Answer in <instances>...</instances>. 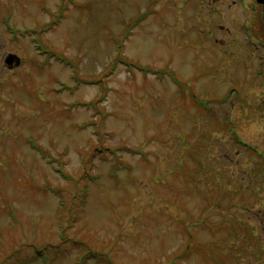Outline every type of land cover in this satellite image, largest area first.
Segmentation results:
<instances>
[{"label":"rangeland","instance_id":"obj_1","mask_svg":"<svg viewBox=\"0 0 264 264\" xmlns=\"http://www.w3.org/2000/svg\"><path fill=\"white\" fill-rule=\"evenodd\" d=\"M199 4L0 0V264H264V45Z\"/></svg>","mask_w":264,"mask_h":264},{"label":"flooded vegetation","instance_id":"obj_2","mask_svg":"<svg viewBox=\"0 0 264 264\" xmlns=\"http://www.w3.org/2000/svg\"><path fill=\"white\" fill-rule=\"evenodd\" d=\"M240 7L242 9L239 11ZM249 8L251 9L249 10ZM198 11H206L220 17V21L217 24L206 21L207 26L212 30V33L218 31L220 36L230 40V45H241L240 47L243 48L244 45H264V0H200ZM227 23L232 27L228 26ZM239 25H241L243 30V38L235 36V30L240 28ZM215 42L219 43V45L225 43L221 38H217ZM228 50L226 48L225 53H228ZM262 51H264V47ZM231 91L234 92L236 90L232 89ZM238 142L252 149L239 139ZM260 157L264 161V156L262 157L261 155Z\"/></svg>","mask_w":264,"mask_h":264},{"label":"trees","instance_id":"obj_3","mask_svg":"<svg viewBox=\"0 0 264 264\" xmlns=\"http://www.w3.org/2000/svg\"><path fill=\"white\" fill-rule=\"evenodd\" d=\"M66 61V60H65ZM73 67H74V71H75V69H76V64H73ZM98 149V148H97ZM96 149V150H97ZM102 151V150H101ZM100 152V151H99ZM93 155H94V153H92ZM92 155V156H93ZM83 167H85V165H83ZM82 195L81 196H79V198H80V202H81V204H85V202H86V194L88 193V192H86V186H84V189H82L81 190V192H80ZM73 212H74V214L75 213H77L78 211H77V209L74 207L73 208ZM73 212H71V213H73ZM43 252H41V251H38L37 252V254L36 255H34V256H31V257H29V258H26V260L24 259L21 263H17V264H25V263H28V262H32L33 260H36L37 258H38V256H40V257H46V255L45 254H42ZM91 254H93V256L95 257V256H97V254L95 253V252H90ZM38 255V256H37ZM58 255V253H53V254H51V259H54L56 256Z\"/></svg>","mask_w":264,"mask_h":264},{"label":"water","instance_id":"obj_4","mask_svg":"<svg viewBox=\"0 0 264 264\" xmlns=\"http://www.w3.org/2000/svg\"><path fill=\"white\" fill-rule=\"evenodd\" d=\"M5 61H6V63L9 64V62H10L11 60H10V58H7ZM263 105H264V102H263Z\"/></svg>","mask_w":264,"mask_h":264}]
</instances>
